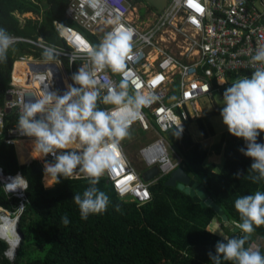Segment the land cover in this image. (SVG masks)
Masks as SVG:
<instances>
[{"label": "trees", "instance_id": "obj_1", "mask_svg": "<svg viewBox=\"0 0 264 264\" xmlns=\"http://www.w3.org/2000/svg\"><path fill=\"white\" fill-rule=\"evenodd\" d=\"M70 1L0 0V28L7 29L9 34L43 37L48 43L62 45L53 23L59 20L72 24L64 15ZM30 12L41 20L23 17ZM83 34L92 45L99 43L92 34ZM19 49L24 47H11L6 62H0V106L10 86L15 57L24 53ZM241 75L251 74L231 72L228 74V85L215 81L214 87L219 90L214 95L223 96L225 89ZM220 111L217 109L213 113ZM208 119V116H191L179 138L176 128L169 130L165 136L180 155L178 167H182L184 173L206 189L228 217L233 227L230 232L240 237L243 235L239 228L241 221L234 202L238 197L257 190L264 191V181L253 183L247 178L252 161L240 151L245 147L244 141L229 135L228 131L222 133L220 142L215 146L217 154L225 158L221 173H216L215 164L205 166L209 151L193 140L188 124L198 122L204 139H208L215 135ZM257 143H264V133H260ZM22 146L7 143L0 137V165L4 173L21 171L28 182L25 192L27 202L19 221L24 238L14 259L7 256L10 245L0 238V264H211L208 253H214L217 241L225 239L209 230L215 219L223 220L222 216L212 207L203 206L189 193L167 186L170 176L150 184L151 201L139 204L138 201L120 198L105 173L97 187L108 195V208L82 220L72 197L83 193L88 187L87 180L76 177L61 179L60 183L46 188L44 163L36 158L31 147ZM238 171L242 174L240 178L235 175ZM46 183L52 184L51 180ZM19 202L16 198L7 197L0 185L1 210L16 217ZM65 214L70 220L67 226L61 223ZM226 228L229 230V227ZM258 237L264 239V225L254 228L245 247L252 245ZM259 250L264 254V245ZM222 264L233 262L222 261Z\"/></svg>", "mask_w": 264, "mask_h": 264}, {"label": "built area", "instance_id": "obj_2", "mask_svg": "<svg viewBox=\"0 0 264 264\" xmlns=\"http://www.w3.org/2000/svg\"><path fill=\"white\" fill-rule=\"evenodd\" d=\"M105 3L106 10L97 15L85 0L70 1L64 15L72 24L59 20L53 23L63 44L43 39L45 46L57 49L56 61L44 60L41 37L10 34L14 37L11 47L23 46L19 51L24 53L15 57L10 86L0 106V137L5 142L30 147L31 139L17 131L22 104L34 101L45 88L64 94L72 84L71 76L86 62L79 51L82 38L92 44L83 32L92 34L100 42L107 31L117 26L134 30L133 50L125 74L135 90L151 92L156 100L142 110V117L131 126V133L156 131V125L165 134L181 123L182 134L191 116L200 118L198 101L212 97L219 90L214 82L228 85L231 72L251 74L255 67L251 57L258 47L264 46V0H192L191 5L189 0H167L163 11L147 10L144 18L138 15L140 0H105ZM197 7L202 11H197ZM117 15H120L119 25L112 23ZM25 17L41 20L32 13ZM73 57H77L74 63ZM18 64L23 66L15 73ZM108 75L116 83L125 78L110 72ZM7 97L11 99L6 100ZM99 107L110 106L99 104ZM127 143L124 140L120 145L124 163L106 173L120 198L144 204L152 199L150 184L170 176L181 160L171 157L165 135L158 134L153 141L144 143L138 148L143 174L153 168L159 170L158 176L147 182L126 154ZM52 160L51 156L40 159L42 163ZM18 177L26 180L21 171L6 174L0 165L1 188L7 197L20 201L16 217L25 209L28 182L25 186L17 179L13 191L6 186ZM0 213L4 211L0 209Z\"/></svg>", "mask_w": 264, "mask_h": 264}, {"label": "clouds", "instance_id": "obj_3", "mask_svg": "<svg viewBox=\"0 0 264 264\" xmlns=\"http://www.w3.org/2000/svg\"><path fill=\"white\" fill-rule=\"evenodd\" d=\"M85 2L97 15L106 10L105 0ZM119 21L117 15L112 23L119 25ZM133 37L132 28L117 26L96 45L82 38L79 51L86 62L71 76L72 84L63 95L43 89L34 101L22 104L17 121L18 133L31 139L32 150L38 153L36 158L53 157L43 164L46 187L72 177L87 180L83 193L72 197L82 220L107 210L109 197L97 187L99 180L124 163L121 143L131 137V126L141 119L142 110L156 100L151 92L135 90L125 74ZM13 40L7 29L0 28V62H6ZM40 40L44 60H58L55 46H45L43 37ZM76 58H72L73 63ZM251 62L255 66L251 75H241L223 92L220 117L229 135L244 141L245 147L240 151L252 161L247 178L259 183L264 181V143H257L260 133H264V46L255 50ZM109 72L125 78L116 83ZM99 104L110 107L101 108ZM180 124L177 138L182 131ZM235 175L240 178L242 174L238 171ZM17 179L27 185L18 177L6 186L9 191L15 190ZM48 180L51 185L46 183ZM234 208L240 216L243 235L217 241L214 253H208L211 264H264V254L258 247H245L254 228L264 225V191L238 197ZM61 223L70 224L67 214L61 217Z\"/></svg>", "mask_w": 264, "mask_h": 264}, {"label": "rangeland", "instance_id": "obj_4", "mask_svg": "<svg viewBox=\"0 0 264 264\" xmlns=\"http://www.w3.org/2000/svg\"><path fill=\"white\" fill-rule=\"evenodd\" d=\"M34 1V0H33ZM45 1V0H44ZM139 17L144 18V16L147 13V10L150 11L151 13H157V11L152 8L146 0H140L139 4ZM30 14V13H29ZM34 17H37L36 14H33ZM25 17V15H23ZM141 22V20H139ZM223 96L220 94H215L212 97H208L206 99H202L198 101L200 104V112L199 117H206L208 116V122L211 124L215 135L210 136L208 139H204L202 135V131L200 129L199 123L198 122H193L188 124V131L193 138L194 141L199 142L203 145L205 149L209 151L208 157L205 161V166H209L211 164L216 165V173H221L224 163H225V158L224 156L218 155L215 146L220 142V138L222 133L226 132L227 129L223 125L220 113L215 114L213 113L217 109H221V104L220 101H222ZM205 127L208 129L207 121L204 120ZM154 128L156 131H150V132H144V133H139L137 131L132 132L131 137L129 139H126L127 145H130L129 149L127 150L129 159L131 162L135 165L137 171L141 173V171L144 169L143 165L138 161V158H136V154L134 155L131 151L134 148H138L144 143H148L149 141H153L156 139L159 135H165L160 131V129L154 125ZM162 133V134H161ZM129 140L133 141L132 144H130ZM23 145V144H21ZM23 146L29 147L27 144H24ZM22 146V147H23ZM169 152L171 157L176 161L178 158L181 160L180 155L177 153V151L170 145ZM45 184V183H44ZM54 186V185H53ZM52 186V187H53ZM47 188V187H46ZM51 188V187H49ZM12 216V214H10ZM227 223V222H226ZM223 232H221L223 235L228 234L225 229L220 228ZM253 245V244H252ZM10 257V256H9ZM12 259V258H11Z\"/></svg>", "mask_w": 264, "mask_h": 264}, {"label": "water", "instance_id": "obj_5", "mask_svg": "<svg viewBox=\"0 0 264 264\" xmlns=\"http://www.w3.org/2000/svg\"><path fill=\"white\" fill-rule=\"evenodd\" d=\"M146 1L152 8H154L158 12L163 11L167 5V0H146ZM10 99H11L10 97L6 98V100H10ZM158 174H159V170L157 168H153L149 171H146V173L143 174V179L147 182H150L151 180H153V178H156ZM166 185L170 187H176L196 197L197 199L201 201L203 206L212 207L218 213L219 216H222V219L224 221H226L227 223L229 222L228 217L224 215L222 208L217 203H215L213 199L207 194L206 189L203 186H199L196 179H192L186 173H184V170L182 169V167L177 166L174 169L173 173L169 177V180L166 182ZM20 219H21V214L15 218L16 220L15 230H17V233H18L17 239L19 242L18 249L24 238V235L22 234L20 230V223H19ZM234 237H236V234L234 233H232L229 236V238H234ZM5 243L7 244L6 241ZM18 249L14 252V257L11 254L10 250H7V256H10V258L14 259L18 253Z\"/></svg>", "mask_w": 264, "mask_h": 264}, {"label": "bare ground", "instance_id": "obj_6", "mask_svg": "<svg viewBox=\"0 0 264 264\" xmlns=\"http://www.w3.org/2000/svg\"><path fill=\"white\" fill-rule=\"evenodd\" d=\"M23 65H17L15 73L22 69ZM32 148V142L30 144ZM36 153V152H35ZM38 156V153H36ZM41 159V158H39ZM0 238L4 239L7 244H10V252L13 254L18 249V233L15 230L16 227V217H11L7 215L5 212L3 214L0 213ZM10 254V255H11Z\"/></svg>", "mask_w": 264, "mask_h": 264}, {"label": "crops", "instance_id": "obj_7", "mask_svg": "<svg viewBox=\"0 0 264 264\" xmlns=\"http://www.w3.org/2000/svg\"><path fill=\"white\" fill-rule=\"evenodd\" d=\"M3 105V104H2ZM1 105V106H2ZM132 134V133H131ZM125 146V152L126 154L128 155L127 153V150L129 149L130 145H124ZM143 146V145H142ZM141 147V146H140ZM139 148V147H138ZM138 148H134L132 149V153L135 155L136 154V158H138V161H139V157H138ZM129 157V156H128ZM140 162V161H139ZM226 227H229V230L226 228ZM220 228L222 229H225L227 231L228 234H225L223 235L221 232H223L222 230H220ZM233 227L230 225V222L226 223V221L224 220H220V219H215L209 226V230L219 236H222L223 238H229V236L232 234L230 232V230L232 229ZM253 245L256 246V247H260L261 245H264V239L263 238H260L258 237L255 242H253Z\"/></svg>", "mask_w": 264, "mask_h": 264}, {"label": "snow or ice", "instance_id": "obj_8", "mask_svg": "<svg viewBox=\"0 0 264 264\" xmlns=\"http://www.w3.org/2000/svg\"><path fill=\"white\" fill-rule=\"evenodd\" d=\"M189 3H190V5H191L192 0H189ZM197 11H202V9H200L199 7H197Z\"/></svg>", "mask_w": 264, "mask_h": 264}]
</instances>
